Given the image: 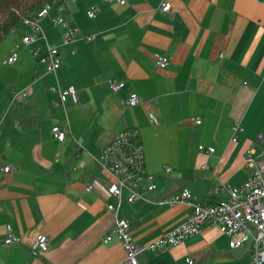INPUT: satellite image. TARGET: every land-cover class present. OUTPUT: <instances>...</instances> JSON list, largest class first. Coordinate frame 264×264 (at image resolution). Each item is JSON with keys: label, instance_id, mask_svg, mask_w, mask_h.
I'll use <instances>...</instances> for the list:
<instances>
[{"label": "crops", "instance_id": "1", "mask_svg": "<svg viewBox=\"0 0 264 264\" xmlns=\"http://www.w3.org/2000/svg\"><path fill=\"white\" fill-rule=\"evenodd\" d=\"M162 2L172 5L171 13L159 11ZM89 11L96 12L94 19ZM52 12V20L41 21L37 41L21 45L17 63L0 61V264H122L127 254L121 241L105 243L114 225L106 206L116 201L106 194L111 179L95 158L126 129L139 131L156 191H144L145 200L133 204L125 193L119 211L138 245L188 220V207L160 205L184 188L208 206L228 200L225 186L246 183L247 152L258 153L264 136V0H127L123 6L58 0ZM59 16L69 26H56ZM69 27L79 32L74 44L65 45ZM13 31L18 40L8 59L30 29ZM47 44L60 51L56 78L41 63ZM25 54L34 59L33 70ZM160 58L168 61L164 69ZM110 80L125 87L113 94ZM55 84L75 87L80 101L62 105L51 90ZM28 89L30 95L15 97ZM133 94L137 107L127 105ZM237 122L244 131L233 142ZM55 127L69 131L65 141L56 140ZM201 146L215 153H201ZM4 166L13 170L2 174ZM93 181L98 194L86 191ZM9 225L19 244L4 245ZM39 235L49 239L50 249L34 258L30 247ZM189 259L251 264L252 253L249 247L232 251L229 239L206 224L176 247L138 257L139 264Z\"/></svg>", "mask_w": 264, "mask_h": 264}, {"label": "built area", "instance_id": "2", "mask_svg": "<svg viewBox=\"0 0 264 264\" xmlns=\"http://www.w3.org/2000/svg\"><path fill=\"white\" fill-rule=\"evenodd\" d=\"M75 1V0H68ZM117 4L123 6L127 0H115ZM52 3H46L40 11L32 18L24 19L22 25L28 27L30 32L26 34L21 44H16V52L6 61V64H15L19 60L18 51L21 45H32L43 34L41 21L46 19L53 8ZM64 11L60 8V12ZM159 11L163 14L171 13L172 5L162 2ZM88 16L91 19L96 17L95 11H89ZM56 26L67 27L65 19L59 16L54 22ZM69 26V25H68ZM13 31V30H12ZM14 32V31H13ZM78 30L68 28L66 30L64 44L71 45L76 42ZM12 33V32H11ZM89 40L92 38H88ZM38 55L37 52H35ZM221 58L224 56L221 55ZM41 63L47 67V74L53 78L57 77L58 71L62 67V59L58 48L47 44V56L41 59ZM157 65L164 69L168 66L167 59L160 58ZM110 90L113 94H118L125 84L117 83L113 80L108 82ZM52 92L58 95V101L65 105L67 101L72 100L74 103L80 101L78 91L75 87H67L62 89L59 84L52 87ZM31 91L17 92L15 97L19 95L26 97ZM56 105L58 103L56 102ZM130 107H137L139 99L137 95H131L127 101ZM196 125H201V119L195 120ZM244 129L240 123L233 126V142H237L238 137ZM53 135L57 141L66 140L69 133L60 127L53 129ZM259 152L250 150L246 155V165L250 172V177L241 187H232L226 185L229 193V199L222 201L214 206H208L198 202L193 198L191 192L184 188L179 196H173L164 199L160 205H168L175 207L176 205H184L190 209L188 220L176 229L164 234L148 245H138L131 231V225L128 220L119 217L122 200L125 193L128 203L133 204L136 201L145 200L144 191L154 192L156 186L153 184V177L147 172V165L144 155L141 135L137 129H126L120 133L109 145H107L95 160L99 162L104 170L110 176V183L106 186L107 196L116 201L115 205L106 206V210L114 216V225L108 233L105 243L108 244L114 239L121 241L123 248L127 254V258L122 264H139L138 257L150 251L156 253L171 247L180 245L186 239L200 234L206 224H210L229 239V246L232 251L242 250L249 247L252 253L251 264H264V136L258 138ZM201 153L213 154L214 148L199 147ZM203 169H209V166H203ZM13 169L10 166L2 168V174H8ZM171 167H165L164 172L171 173ZM2 175H0V178ZM98 183L96 181L85 184L86 191L98 194ZM221 188H217L219 192ZM8 237L5 246L16 245L20 240L13 234L12 226L7 227ZM50 249V241L47 237L39 235L30 247V253L34 258H40ZM192 260H188V264H193Z\"/></svg>", "mask_w": 264, "mask_h": 264}, {"label": "trees", "instance_id": "3", "mask_svg": "<svg viewBox=\"0 0 264 264\" xmlns=\"http://www.w3.org/2000/svg\"><path fill=\"white\" fill-rule=\"evenodd\" d=\"M58 0H0V43L10 32L34 17L46 3L57 5Z\"/></svg>", "mask_w": 264, "mask_h": 264}, {"label": "rangeland", "instance_id": "4", "mask_svg": "<svg viewBox=\"0 0 264 264\" xmlns=\"http://www.w3.org/2000/svg\"><path fill=\"white\" fill-rule=\"evenodd\" d=\"M53 17H54V12H52L51 15H49V18H47V20H45V21L52 20ZM17 40L18 39L15 36L9 35L0 43V61L2 58H3L2 60H8V52L11 49V47L15 44L14 42H16ZM24 56H25V63L30 62L29 65H31V70H33L35 68V65H36L34 59H32L30 54H27V55L25 54ZM21 68H22V65L20 62L16 68L17 73H21ZM93 117H94V114L88 113V115H87L88 120L93 119ZM66 123H68V121L66 119V114L64 112V124H66Z\"/></svg>", "mask_w": 264, "mask_h": 264}]
</instances>
